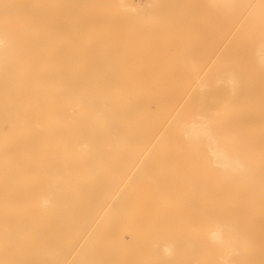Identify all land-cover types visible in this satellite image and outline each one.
Segmentation results:
<instances>
[{
    "label": "bare ground",
    "instance_id": "6f19581e",
    "mask_svg": "<svg viewBox=\"0 0 264 264\" xmlns=\"http://www.w3.org/2000/svg\"><path fill=\"white\" fill-rule=\"evenodd\" d=\"M0 264H264V0H0Z\"/></svg>",
    "mask_w": 264,
    "mask_h": 264
}]
</instances>
